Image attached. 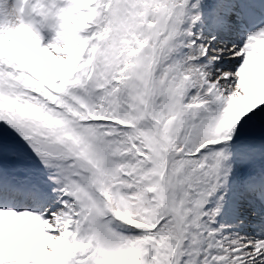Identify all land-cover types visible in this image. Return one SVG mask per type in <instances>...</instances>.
<instances>
[{"label":"snow or ice","instance_id":"snow-or-ice-1","mask_svg":"<svg viewBox=\"0 0 264 264\" xmlns=\"http://www.w3.org/2000/svg\"><path fill=\"white\" fill-rule=\"evenodd\" d=\"M0 264H264V0H0Z\"/></svg>","mask_w":264,"mask_h":264}]
</instances>
